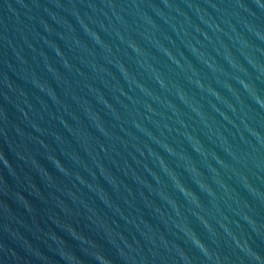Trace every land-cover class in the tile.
<instances>
[{
  "label": "water",
  "instance_id": "obj_1",
  "mask_svg": "<svg viewBox=\"0 0 264 264\" xmlns=\"http://www.w3.org/2000/svg\"><path fill=\"white\" fill-rule=\"evenodd\" d=\"M203 264H264V0H50Z\"/></svg>",
  "mask_w": 264,
  "mask_h": 264
}]
</instances>
